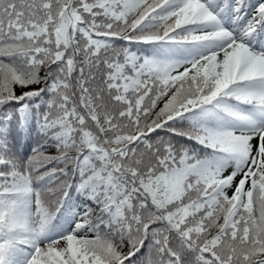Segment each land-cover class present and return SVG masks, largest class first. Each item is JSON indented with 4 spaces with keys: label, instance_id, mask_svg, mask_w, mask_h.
Wrapping results in <instances>:
<instances>
[{
    "label": "snow or ice",
    "instance_id": "1",
    "mask_svg": "<svg viewBox=\"0 0 264 264\" xmlns=\"http://www.w3.org/2000/svg\"><path fill=\"white\" fill-rule=\"evenodd\" d=\"M0 264H264V0H0Z\"/></svg>",
    "mask_w": 264,
    "mask_h": 264
}]
</instances>
